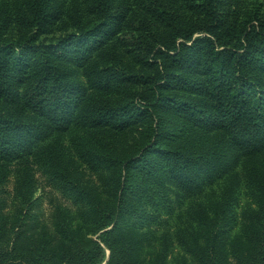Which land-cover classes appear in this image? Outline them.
<instances>
[{
	"label": "trees",
	"instance_id": "trees-1",
	"mask_svg": "<svg viewBox=\"0 0 264 264\" xmlns=\"http://www.w3.org/2000/svg\"><path fill=\"white\" fill-rule=\"evenodd\" d=\"M48 1L28 0L34 28L42 33L51 17ZM183 1L185 16L163 0H148V10L164 31L157 34L152 26H141L135 29L140 34L126 35L123 41L148 72L96 70L101 87L115 84L120 91L115 98L95 100L80 115L83 126L117 131L151 124L139 152L120 161L119 169H106L113 180L94 194L68 169H54L58 180L65 179L60 186L66 199L92 200L85 218L90 231L78 234L62 227V236L75 248L62 251L58 262L44 243L8 248L3 243L8 222L0 199V264H103L106 250L105 264H165L162 254L143 255L140 232L146 237L160 216L173 210V196H196L215 179L212 171H205L210 168H203L212 158L204 146L191 145L188 151L178 145L183 137L173 118L223 130L249 151L264 148V11L240 14L234 0ZM107 6L108 0H95L96 22L55 43L34 37L22 42L0 38V100L13 105L0 112V161L18 159L53 132L68 128L83 89L67 79L53 58L85 56L118 35L124 16L110 13ZM99 142L111 148L105 137ZM259 179L261 194L264 179ZM25 182L20 194L28 204ZM258 209L251 252L242 264H264L261 198ZM218 216L216 230L191 251L196 264H227L226 220Z\"/></svg>",
	"mask_w": 264,
	"mask_h": 264
},
{
	"label": "rangeland",
	"instance_id": "rangeland-1",
	"mask_svg": "<svg viewBox=\"0 0 264 264\" xmlns=\"http://www.w3.org/2000/svg\"><path fill=\"white\" fill-rule=\"evenodd\" d=\"M163 1L180 15H187L183 0ZM147 3L148 0H108L109 12L124 16L121 32L85 56L72 55L74 57L63 61L53 58L67 79L83 89V96L71 113L66 130L53 132L46 141L18 159L0 161V199L8 222L3 239L6 247L44 243L52 249L56 262L62 251L74 250L75 244L64 239L61 229L66 225L68 230L87 234L90 228L85 218L92 200L84 197L82 203H73L66 199L60 186L65 179L58 176V180L54 169H68L83 188L98 193L103 184L113 180L111 171L106 169H119V162L137 154L147 141V128L151 124L147 127L136 124L117 131L80 123L81 112L87 106L97 99L115 98L120 91L115 84L109 89L101 87L96 70L148 72L138 63L136 51L123 42L126 35L140 34L141 31L135 29L141 26L150 25L157 34L164 31L159 19L148 10ZM233 3L240 14L264 11V0H234ZM94 4L95 0H49L50 22L42 33L34 28L28 0H0V38L22 42L34 37L37 42L55 43L66 35L90 28L97 19ZM12 107L0 100V112ZM173 119L183 137L178 144L180 147L189 151L191 145H202L205 152L212 155L203 168H210L205 171H212L215 179L196 196L172 197L173 210L162 214L146 237L140 232L145 246L143 255L152 258L162 254L165 264H196L191 251L203 242L206 234L216 230L219 214L226 220L227 264H242V259L251 252L250 235L258 225L260 198L261 203L264 200V192L260 194L257 188L261 182L259 177L264 179V148L249 151L223 130L205 129L179 116ZM101 137L106 138L111 148L99 142ZM24 178L28 204L20 194ZM72 180L75 185L79 184L76 179L77 182ZM108 255L106 250L103 264Z\"/></svg>",
	"mask_w": 264,
	"mask_h": 264
}]
</instances>
